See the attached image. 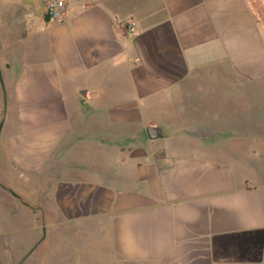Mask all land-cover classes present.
Masks as SVG:
<instances>
[{
    "label": "crops",
    "instance_id": "1",
    "mask_svg": "<svg viewBox=\"0 0 264 264\" xmlns=\"http://www.w3.org/2000/svg\"><path fill=\"white\" fill-rule=\"evenodd\" d=\"M47 2L0 0V264H264V0Z\"/></svg>",
    "mask_w": 264,
    "mask_h": 264
},
{
    "label": "built area",
    "instance_id": "2",
    "mask_svg": "<svg viewBox=\"0 0 264 264\" xmlns=\"http://www.w3.org/2000/svg\"><path fill=\"white\" fill-rule=\"evenodd\" d=\"M65 3L64 0H48L47 2V15L51 19H59L64 14ZM128 32L135 33L136 22L131 21L127 26Z\"/></svg>",
    "mask_w": 264,
    "mask_h": 264
},
{
    "label": "rangeland",
    "instance_id": "3",
    "mask_svg": "<svg viewBox=\"0 0 264 264\" xmlns=\"http://www.w3.org/2000/svg\"><path fill=\"white\" fill-rule=\"evenodd\" d=\"M3 70H5V67L0 66V73ZM1 76H2V73H1ZM2 79L4 80L3 76H2ZM5 87L6 86L4 84H2L1 80H0V119L2 117V113H3V110H4L5 103H7V92L5 90Z\"/></svg>",
    "mask_w": 264,
    "mask_h": 264
},
{
    "label": "water",
    "instance_id": "4",
    "mask_svg": "<svg viewBox=\"0 0 264 264\" xmlns=\"http://www.w3.org/2000/svg\"><path fill=\"white\" fill-rule=\"evenodd\" d=\"M0 80L3 84V81H2V77H1V73H0ZM1 127L2 125L0 124V132H1ZM161 130L159 128H156V127H149L147 129V135L150 139H155V138H158L161 136Z\"/></svg>",
    "mask_w": 264,
    "mask_h": 264
}]
</instances>
